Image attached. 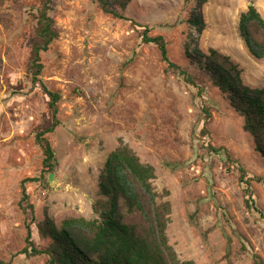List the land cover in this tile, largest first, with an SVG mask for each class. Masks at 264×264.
<instances>
[{
  "label": "rangeland",
  "instance_id": "1",
  "mask_svg": "<svg viewBox=\"0 0 264 264\" xmlns=\"http://www.w3.org/2000/svg\"><path fill=\"white\" fill-rule=\"evenodd\" d=\"M42 1L0 0V264H48L47 256H29L27 244L30 229L37 249L51 245L39 231L47 217L59 229L70 218H99V176L121 142L155 168L156 191L169 192L167 235L180 260L264 264V156L244 118L187 56L195 47L207 55L213 49L239 66L247 86L264 89V59L252 56L239 31L251 5L264 18V0H207L203 33L190 24L198 0H132L124 11L150 36L165 38L170 61L195 77L202 97L156 46L143 43L141 29L105 14L95 0H53L59 38L42 54L34 82ZM43 86L61 97V124L47 136L53 171L36 142L51 122ZM239 169L252 177L259 212L246 206Z\"/></svg>",
  "mask_w": 264,
  "mask_h": 264
},
{
  "label": "trees",
  "instance_id": "2",
  "mask_svg": "<svg viewBox=\"0 0 264 264\" xmlns=\"http://www.w3.org/2000/svg\"><path fill=\"white\" fill-rule=\"evenodd\" d=\"M95 1L105 14L131 22L141 29L143 43L156 46L169 69L187 86L198 89L197 95L202 97L203 89L198 87L195 77L170 61L165 38L150 36L151 29L148 26L137 25L125 16L124 11L132 0ZM206 3L207 0H198V8L190 20V24L198 33H203L206 27L201 12ZM52 4L53 0H43L37 16L31 63L34 82L40 80L43 72L42 54L59 38V31L50 15ZM253 30L260 34L261 41H257ZM239 31L252 56L263 60L264 18L254 5L248 7L247 12L241 15ZM187 56L211 76L215 86L229 99L231 107L244 118L245 130L255 138L257 151L264 156V89L247 86L239 66L213 49L207 55L195 47ZM43 87L51 99V122L37 132L36 142L43 150L45 167L53 171L56 156L47 136L53 134L61 124L58 119L61 97ZM203 114L206 121L212 118L207 107L203 109ZM205 130L204 128L203 133ZM210 148L214 153H219V150ZM239 171L240 181L246 193V206L259 212L252 191V177L248 176L245 169ZM156 179L155 168L143 163L128 145L121 142L110 154L99 176L100 195L104 197L94 205V212L99 218H70L65 220L59 229L55 222L47 217L39 225V231L52 243L47 249H37L29 229V256H47L48 264H196L194 261L180 260L170 244L167 230L172 207L166 200L169 192L160 195L154 187ZM23 194L26 200L28 196L24 187ZM28 250L24 252L27 254Z\"/></svg>",
  "mask_w": 264,
  "mask_h": 264
},
{
  "label": "water",
  "instance_id": "3",
  "mask_svg": "<svg viewBox=\"0 0 264 264\" xmlns=\"http://www.w3.org/2000/svg\"><path fill=\"white\" fill-rule=\"evenodd\" d=\"M251 6H252V5H251ZM49 181H50V182H53V177H52V175L50 176Z\"/></svg>",
  "mask_w": 264,
  "mask_h": 264
}]
</instances>
